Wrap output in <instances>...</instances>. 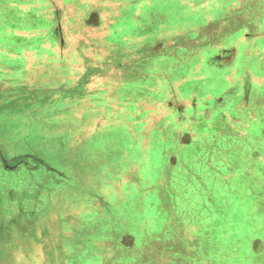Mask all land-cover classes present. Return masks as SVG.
<instances>
[{"label":"rangeland","instance_id":"obj_1","mask_svg":"<svg viewBox=\"0 0 264 264\" xmlns=\"http://www.w3.org/2000/svg\"><path fill=\"white\" fill-rule=\"evenodd\" d=\"M0 176V264H264V0H0Z\"/></svg>","mask_w":264,"mask_h":264},{"label":"trees","instance_id":"obj_2","mask_svg":"<svg viewBox=\"0 0 264 264\" xmlns=\"http://www.w3.org/2000/svg\"><path fill=\"white\" fill-rule=\"evenodd\" d=\"M12 111H14V110H12ZM123 132H124L123 130H120L118 132L117 129H115L113 132H112V130H110V132H101V134L98 135L99 137L95 136V137L99 138L98 140L100 141V144H99L100 148H98V149L102 152V154H110L111 153V155H112V156H109L111 163L109 162V160H106L107 161L106 164H108V162H109L111 165L108 168L109 171L106 169V171H108L109 174H111L113 166H115V168H116L119 165V164L113 165L114 164L113 162L115 161V159H113V157L115 155L119 156V154L120 155L123 154V151L121 152V150H120V152L119 151L114 152V150L119 149V148H123L125 145V143H124L125 141L127 143L128 138L126 140V136L124 137ZM98 149L96 151H98ZM96 151H94V153L90 152V154L94 155L96 153ZM101 161H104V160L102 159ZM33 162L34 161H26L27 167L25 169L19 168L16 170V172H18L19 174H14V176H12L14 178V180H13L14 182L12 181L13 182L12 184L16 185L17 187H19L21 185H24V186L28 185V186L32 187L33 183H34L37 187V188H33L34 190L37 189V191L35 193L36 196H38V193L41 190V192H40L41 199L39 201L40 202V210H45V207H43L44 203L47 202L49 197L50 198L54 197V193L51 191V187H53L52 190H54V185L58 186V184L59 185L65 184L64 178H63L64 176L60 175V174H62V172L64 171L65 168H62L59 165H55V166L51 165L50 167H48L50 164L46 163V162L45 163L47 164V166H43V160H41L42 165H40V166L34 164L35 162L34 163ZM104 170L105 169H99V173L102 174L103 172H105ZM55 173L56 174L58 173L57 175L61 176L60 182L58 180L59 178L56 177ZM107 174L105 175V178L107 177ZM3 183L6 184V182L4 180L3 181L0 180V184H3ZM58 187H60V186H58ZM58 187L56 188L57 190L59 189ZM34 190H29L27 192L23 191V192L28 193V194L33 196L32 193ZM15 192H17V190H15ZM52 193H53V196H52ZM15 195H16V193H15ZM53 199L51 200V202L53 201ZM24 202H29V201L26 200ZM15 203L16 202H14V204ZM31 203H34V202H31ZM129 203L130 202L128 200H126V204L124 205V208H123V203H120V206H119L120 216L119 217H118V215L116 217H112L113 219H109V217H104V219L101 220V222H100L101 229L98 232H100L101 235L104 236L102 238L105 241H111L110 242L112 244L111 246H119V244H122L121 241L120 242L118 241V239L119 238L121 239V237H123L124 242L127 243L128 245L132 244L133 243L132 241H131V243H128L127 241H125L126 235L127 236L129 235L128 237H131V239L133 238V240H134V237H137V233L134 232L135 230H133L130 227V224H129L130 221L128 220V218L124 217V215L127 214L126 209H127V204L129 205ZM116 205H118V202ZM16 207L17 206L14 207L15 208L14 211H16ZM144 210H142V211H144ZM32 212H36L38 214L43 213V211H37V210L34 211L33 209H32ZM105 212L106 211L101 212V213H105ZM30 214H31V211H30ZM106 214L107 213H105L104 215H106ZM24 215H26V214L24 213L23 216ZM93 215H96V214H93ZM15 219H16V217H15ZM96 234H98V233L95 232L94 234H92V236L94 237ZM149 238H150V236H149ZM84 251L87 252L86 255H88L90 257L91 252L96 253L97 250L96 249H94V250H88V249L85 250L84 249ZM99 255L101 256V254H99ZM104 261L99 260V262H96V264H113L112 262H106V261L104 262ZM71 264H82V262L78 263L76 261L75 263H71ZM116 264H142V263L138 262V261L133 262L131 260H124L121 262H117Z\"/></svg>","mask_w":264,"mask_h":264},{"label":"crops","instance_id":"obj_3","mask_svg":"<svg viewBox=\"0 0 264 264\" xmlns=\"http://www.w3.org/2000/svg\"><path fill=\"white\" fill-rule=\"evenodd\" d=\"M238 42H239V40H238V37H237V39H236V45H238ZM221 44L223 45V43H221ZM229 52H230V50H227L226 54L229 53Z\"/></svg>","mask_w":264,"mask_h":264},{"label":"flooded vegetation","instance_id":"obj_4","mask_svg":"<svg viewBox=\"0 0 264 264\" xmlns=\"http://www.w3.org/2000/svg\"><path fill=\"white\" fill-rule=\"evenodd\" d=\"M14 166H15V165H14ZM14 166H13V167H14ZM7 168H10V166L8 165ZM14 169H15V168H14ZM14 169H11V170H14ZM15 171H16V169H15ZM0 179H2L1 176H0ZM12 180H13V179H12ZM10 181H11L10 179H7V182H10Z\"/></svg>","mask_w":264,"mask_h":264}]
</instances>
